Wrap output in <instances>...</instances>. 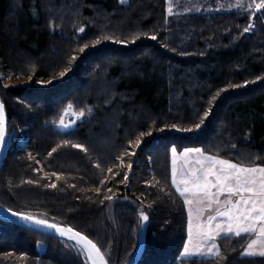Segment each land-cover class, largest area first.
Here are the masks:
<instances>
[{
    "label": "trees",
    "instance_id": "16d2710c",
    "mask_svg": "<svg viewBox=\"0 0 264 264\" xmlns=\"http://www.w3.org/2000/svg\"><path fill=\"white\" fill-rule=\"evenodd\" d=\"M235 2L173 0L165 22L166 0H0L3 78L31 77L34 82L74 66L50 88L0 86L10 140L25 142L24 150H7L0 169V208L46 213L50 221L55 218L92 239L110 264H180L175 257L187 220L170 183L168 149L199 147L233 163L264 166V14L230 7ZM250 16L254 27L244 33ZM80 26L84 33L76 30ZM102 32L119 38L141 32L157 39L141 36L124 44L129 48L102 41L81 56L79 47L92 45ZM72 56L76 59L69 63ZM220 89L226 91L209 105ZM69 102L75 111L91 107L92 114L62 133L52 121ZM209 108L198 133L145 142L131 170L107 171L140 132L173 123L190 126ZM63 140L88 151L57 148ZM52 148L57 151L49 157ZM131 160L123 157L124 164ZM124 172L129 180L120 183ZM152 173L158 186L148 184ZM51 183L57 187L46 186ZM113 193L111 202L104 199ZM141 208L150 219L138 227ZM246 242V237L218 240L224 256L219 264H264V258L240 256ZM65 243L0 220V264H86L84 254L68 243L73 247L66 249Z\"/></svg>",
    "mask_w": 264,
    "mask_h": 264
},
{
    "label": "snow or ice",
    "instance_id": "6c2138e0",
    "mask_svg": "<svg viewBox=\"0 0 264 264\" xmlns=\"http://www.w3.org/2000/svg\"><path fill=\"white\" fill-rule=\"evenodd\" d=\"M121 4L127 3V0H119ZM168 5L166 11L165 22L168 16L173 12V0H166ZM194 10L199 11L200 8L196 5L192 6ZM242 11H253L255 13L264 14V0H250L245 5L244 0H236L235 4L230 5ZM249 23L244 27L243 32L247 33L254 27L252 17H249ZM79 33H84L85 28L80 26L76 29ZM141 36H149L148 33H133L130 37L119 38L114 33L102 32L98 37L91 41L92 45H99L102 41H113L117 44H127L129 40L135 42ZM150 39L156 40L157 36L152 34ZM168 47V45H162ZM89 47L88 43L79 47V52H85ZM176 51L175 48L171 49ZM181 55H187L186 52H181ZM72 56L69 60H75ZM60 77L65 76V71L59 73ZM257 79H261L257 77ZM31 80V77H29ZM48 83H51L49 81ZM249 82L245 81L247 86ZM8 87V85H4ZM232 88L241 87V85H230ZM226 89H220L208 101L209 105L220 96L221 92ZM211 108L205 110L200 116L198 123H192L190 126H179L175 123L165 125L178 132H192L199 130L204 124L205 119L210 115ZM72 112L74 120L70 123L65 122V115ZM92 114V108L85 106L79 111L74 110V105L69 102L62 110L58 119H53L52 124L57 128L67 131L74 127L76 121L82 120L85 116ZM155 123V122H154ZM163 131L164 129H159ZM7 127H6V111L3 102H0V148H3L7 142ZM152 132H140L135 140H129V145L139 149L143 137L151 136ZM61 146H71L78 148L87 153V148L79 143L71 140L61 141ZM233 148L236 145H232ZM57 148H52L48 156H52ZM171 153V186L176 193L183 200V205L187 210V239L183 241L182 250L179 251L178 256L175 257L180 264H204L208 260H217V264L224 259L221 248L217 243L220 239L230 238H247L245 245H242L243 250L240 253L241 257L255 260L256 258H264V166L255 164L249 161L246 165L243 161L233 163L227 159L220 158L218 155L206 154L202 148L186 147L178 154L177 147L173 146L170 149ZM136 155V152H129L127 149L121 151L120 155L116 157L117 161H121L118 165H113L107 169L108 172L113 171V167L128 168L131 170L132 164H124L123 157ZM29 159L34 157L29 154ZM179 161V163H178ZM100 167L99 165H96ZM103 170V169H102ZM119 174V173H117ZM48 175L47 173L45 174ZM51 176H56L57 180L61 177L52 172ZM124 180L120 183H126L129 180L128 172L123 173ZM105 179H109L106 177ZM29 184L39 183V181L28 180ZM105 180H101L103 185ZM160 181L153 177L152 186H158ZM47 187L56 188L55 183L46 185ZM63 190V189H61ZM164 189L161 187L160 191ZM95 192L100 193L101 188L94 189ZM107 192H112V189H107ZM170 194V193H169ZM113 195L105 194L104 199L108 201L113 200ZM88 199H91L88 197ZM103 203V201H100ZM12 217L18 218L21 222L35 226L49 232H55L59 237L66 238L67 241H73L77 254H84L85 262L88 264H110L106 259V255L101 251L88 236L79 231L74 230L71 226H61L59 222L53 218L51 221L47 218L46 213L34 214L32 212L16 211L12 208L4 209ZM209 213L206 218L205 214ZM150 217L141 208L139 210L138 227H143V222L149 221ZM63 243L64 240L62 239ZM40 241H37V246H40ZM65 248L72 250L73 246L64 244ZM235 251V247L231 248Z\"/></svg>",
    "mask_w": 264,
    "mask_h": 264
},
{
    "label": "rangeland",
    "instance_id": "374dc122",
    "mask_svg": "<svg viewBox=\"0 0 264 264\" xmlns=\"http://www.w3.org/2000/svg\"><path fill=\"white\" fill-rule=\"evenodd\" d=\"M113 44H116V43H113ZM118 45L121 46V47H124V48H127L128 47V46H124V44H118ZM94 48H95V45H89V47L87 49H85V52H89L90 50H92ZM79 53H81V52H79ZM81 56H83L82 53H81ZM87 64H86V66H90V65H87ZM73 70H74V66L71 67L70 69L67 68V69H64L63 70V71H65V76L64 77H60L59 73H57V74H55V75H53L51 77H48L45 80H36L34 82H31L29 80V78H16V79H13V80L12 79L11 80H7V79H5V78L2 77V74H0V86L8 85V86H10L12 88H20V89L21 88H28V87L29 88L32 87V88H44V89H46V88H50V87L54 86L56 83H59L61 81H64L68 77V74H71V72ZM49 81H51V83H48ZM64 119H65V122L66 123L72 122L74 120V116H73L72 112L71 113H67L65 115ZM78 122L79 121H76L75 122L74 127L76 126V124ZM74 127H72L68 131H62V133L70 132L71 130L74 129ZM202 127H203V125L201 126V128L199 130H194L192 132H178V131H175V130H172V129H169V128H165V126H162V127H159V128H157L155 130H151L152 135L151 136H147V137H143L142 140L145 141V142H148V141H151V140L156 139L157 137H160V136H163V135H177V136L178 135H183V136H189V135L196 134L199 131H201L202 130ZM159 129H164V130L163 131H160ZM143 144L144 143H142V145ZM6 145H7V149L10 148V147H12V146L15 149H19V150H24L25 149V142L23 140H18L16 142H12L10 140V134H8V132H7V142H6ZM189 148H192V147H189ZM139 149H136L134 146L129 145L128 151L129 152H133V151L137 152ZM170 149L171 148L168 149V152H169V160H170V162H169V171H170V183H171V153H170ZM183 149L177 150L178 154L180 152H182ZM130 157L132 158V160H131L132 162H130L131 164L135 163L136 160H137V158H138L137 155H133V156H130ZM178 163H179V161H178ZM118 164H120L119 161H118ZM127 170H129V169H127ZM153 177H155V179L158 180V178L152 173V177L148 181V184L149 185H152V183H153ZM123 178H124V176H123ZM173 190L175 191L174 188H173ZM177 195L179 196L178 193H177ZM181 200H182V198H181ZM182 203H183V200H182ZM184 210H185V213H186V220H187V210L185 209V207H184ZM208 214L209 213H206L205 214V218H206V216ZM185 239H187V226H186V229H185ZM181 250H182V248H181ZM89 264H90V262H89Z\"/></svg>",
    "mask_w": 264,
    "mask_h": 264
},
{
    "label": "water",
    "instance_id": "95a60500",
    "mask_svg": "<svg viewBox=\"0 0 264 264\" xmlns=\"http://www.w3.org/2000/svg\"><path fill=\"white\" fill-rule=\"evenodd\" d=\"M69 113H71V112H69ZM6 127H7V124H6ZM70 129H68V130H70ZM56 130L60 131V132L64 131V130H61V129L57 128V127H56ZM7 150L8 149H7V145L6 144H5V146L3 148H0V169L2 167L4 159L6 157ZM0 220H3L5 222H8V223L14 225V226H17L20 229L29 231L31 233H34V234H37V235H40V236H43V237H46V238H50V239H54V240H58V241H61L63 239L64 242L74 246V242L73 241H67L66 238L59 237L55 232L45 231L43 229L36 228L35 226H31V225L25 224V223L21 222L18 218L12 217L9 213H7L6 211H4V209H1V208H0ZM143 243H144V241H143V239H141L140 242H139L138 257H140V255L142 253Z\"/></svg>",
    "mask_w": 264,
    "mask_h": 264
}]
</instances>
